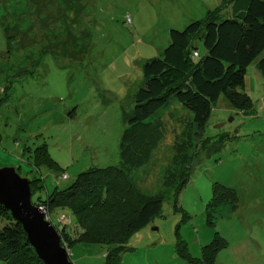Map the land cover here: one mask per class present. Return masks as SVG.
<instances>
[{
  "label": "rangeland",
  "instance_id": "1",
  "mask_svg": "<svg viewBox=\"0 0 264 264\" xmlns=\"http://www.w3.org/2000/svg\"><path fill=\"white\" fill-rule=\"evenodd\" d=\"M224 4L0 0V169L15 168L23 178L40 174L51 192L93 166H117L145 61L163 54L172 29L204 20ZM4 24L19 41L8 43ZM198 48L204 55L202 44ZM263 56L246 76L249 113L222 97L197 136L189 127L192 113L175 98L157 113L163 133L156 148L146 145L152 150L146 165L126 169L141 195L163 198L161 216L132 235L115 261L109 259L112 247L78 243L69 250L74 264H192L214 240L227 242L215 264H264V73L257 68ZM226 135L236 137L224 141ZM42 145L60 171L36 169L35 150ZM190 166V181L175 200L180 173ZM62 173L69 178L60 180ZM215 183L235 189L240 203L235 211L221 210L224 216L212 224L206 207ZM70 215L58 210L51 217L58 225Z\"/></svg>",
  "mask_w": 264,
  "mask_h": 264
},
{
  "label": "trees",
  "instance_id": "2",
  "mask_svg": "<svg viewBox=\"0 0 264 264\" xmlns=\"http://www.w3.org/2000/svg\"><path fill=\"white\" fill-rule=\"evenodd\" d=\"M4 26L8 43L19 41L10 37L6 24ZM199 43L204 55L199 51ZM263 52L264 0H225L223 6L209 10L204 20L192 21L183 30L172 29L170 43L163 54L143 65V83L134 95V108L121 141L119 164L93 166L67 188L60 189L56 183L51 192L47 191L45 179L40 174L29 177L32 201L44 208L48 220L54 224L51 215L58 210L71 213L60 217V225L54 224L61 234L62 244L71 250L78 243H102L113 248L109 259L115 261L116 256L127 249L131 236L162 214L163 198L141 195L126 169L146 165L149 152L156 148L163 133L162 118L157 113L175 98L192 113L189 127L194 129L196 136L205 133L213 107L222 97L242 113H249L252 98L246 89V76L248 68ZM257 68L264 73V56ZM3 103L0 98V106ZM152 117L155 119L151 120ZM234 137L226 135L224 141ZM146 145H151L152 150ZM34 159L36 169L45 167L60 171L58 162L45 145L36 148ZM190 168L187 173H180L175 200L190 181ZM175 173L172 172L173 176ZM64 175L69 178L67 173H62L60 180L66 179ZM44 191L47 193L42 197ZM239 203L235 189L215 183L206 207L208 221L213 224L221 210L229 207L235 211ZM0 222V263L43 264L22 225L1 203ZM216 242L206 245L201 261H192V264H215L218 252L227 246L226 241Z\"/></svg>",
  "mask_w": 264,
  "mask_h": 264
},
{
  "label": "water",
  "instance_id": "3",
  "mask_svg": "<svg viewBox=\"0 0 264 264\" xmlns=\"http://www.w3.org/2000/svg\"><path fill=\"white\" fill-rule=\"evenodd\" d=\"M223 126L220 124L215 128L221 129ZM31 184V180L21 177L15 168H1L0 203L22 225L30 245L43 264H74L70 251L62 244L61 234L48 220L44 208L33 203Z\"/></svg>",
  "mask_w": 264,
  "mask_h": 264
},
{
  "label": "built area",
  "instance_id": "4",
  "mask_svg": "<svg viewBox=\"0 0 264 264\" xmlns=\"http://www.w3.org/2000/svg\"><path fill=\"white\" fill-rule=\"evenodd\" d=\"M197 54H195V56H196ZM64 178H67V175H64Z\"/></svg>",
  "mask_w": 264,
  "mask_h": 264
}]
</instances>
